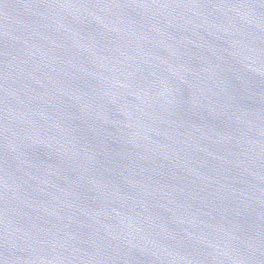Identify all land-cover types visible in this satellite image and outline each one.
I'll list each match as a JSON object with an SVG mask.
<instances>
[{"label": "water", "instance_id": "obj_1", "mask_svg": "<svg viewBox=\"0 0 264 264\" xmlns=\"http://www.w3.org/2000/svg\"><path fill=\"white\" fill-rule=\"evenodd\" d=\"M0 264H264V0H0Z\"/></svg>", "mask_w": 264, "mask_h": 264}]
</instances>
